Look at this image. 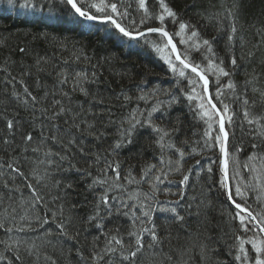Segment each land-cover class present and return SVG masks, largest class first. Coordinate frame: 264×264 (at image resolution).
Listing matches in <instances>:
<instances>
[{"label": "snow or ice", "instance_id": "6c2138e0", "mask_svg": "<svg viewBox=\"0 0 264 264\" xmlns=\"http://www.w3.org/2000/svg\"><path fill=\"white\" fill-rule=\"evenodd\" d=\"M60 3L67 7L77 21L100 22L110 25L119 36L129 41L143 39L145 43H149L147 39L149 34L158 35L159 42H152L154 51L173 74L188 81L190 90L185 93L184 98L207 126L203 131V146L208 149L219 146V165L222 170L219 185L230 206L234 209L229 213V216L231 220L238 221L241 233L246 234L255 230V235L252 238L236 234L235 242L232 245L234 252L230 254L240 264H264V236L260 235L264 234V209L254 213L247 206L250 189L258 193L255 197L257 202L264 200V181L259 175H254L253 179L257 183H243L241 180L235 184L233 190L231 183L233 173L240 176L238 169L241 162L229 147L230 133L226 124L233 123L235 113L230 109L229 104L221 99L227 90L229 96L241 100L243 120L255 133V136L264 140V87L260 85V74L255 70L250 74L246 73L242 91L239 92L237 84L231 79L238 68V60L244 61L246 58L251 60L255 56L253 50H248L246 53L244 51L246 41L237 35L239 29L234 10L228 9L226 17L229 19L225 44L229 53V65L225 67L224 60L214 50L216 37L211 39L203 37L195 25L180 19L179 13L169 5L167 0H155L156 12L150 10L148 0H136L138 10L143 12L139 21L141 27L135 26L137 23L135 20L130 21V25H125L122 22L124 17L129 15L127 10H121L123 0H60ZM29 6L35 7L34 4L24 5V7ZM152 20L158 21V25L146 29L142 27ZM169 24L173 25L176 30L169 31ZM223 30L222 27L218 29V31ZM262 32L264 29H257L259 39L252 45L253 49L259 50L264 45ZM178 44L185 46L183 51L178 47ZM237 47L241 50L239 57L235 52ZM18 51L21 54H26V49L23 47ZM193 51L201 52V62L198 63L191 58ZM88 59L82 51L74 50L69 59H63L62 63L65 67L58 68L55 73V83L51 87L41 85L37 80L35 88L32 89L23 78L17 81V77L13 76L7 67V61L4 67H0V72H4L10 77L5 83L13 89L10 93L12 99L31 113V120L28 121L30 130H23L21 134V141L24 144L23 151L28 152L30 149L32 153L36 154L33 160L34 167L30 173L31 178L37 185L43 184L44 187H48L50 183L52 188L62 193L52 196L48 201L33 184H27L32 195L31 199L24 203L29 205V210L34 211L31 216L27 210L19 216V226H17L16 216L13 215L16 209L13 208L11 212L8 209L4 210V214L0 218V230L7 238L0 239V245H3L4 251L13 253L14 259L10 260L9 264H16V262L23 264L24 255L34 257L35 264H39L41 258L49 264H57L56 260L43 249L46 245L63 246L65 240L77 245L76 254L81 261L90 260L91 264H113L111 260L105 258L118 253L121 264L124 262L138 264V257L143 254L145 248L154 250L163 242L155 222L157 212L170 214L172 223L183 225L185 222V216L178 211L180 201L184 200V188H181L178 193L179 200L177 201L161 202L158 199L161 191H171L170 189H161L160 185L173 172L181 173L182 179L178 183L185 188L188 186L189 175L183 174V161L186 155L196 154L194 147L191 148V152L186 153L183 147L177 146L176 137L180 132L179 125L182 123V119L177 115L174 120H169L170 110L174 105L180 103V98L177 95L159 87H147V80H141L135 95L122 92L117 97L121 100V107L132 103H135L136 107L128 111L127 115L122 116L119 123L116 124L111 119V106L107 105L109 119L102 127L97 126L95 119H88V116L96 115L91 108L85 110L86 115H82L79 110L74 112L71 107L66 106L62 99H53L51 105L46 106L50 96L55 97L59 94L71 102L73 94L77 93L93 104H106V101L98 95H94L90 88L91 85L99 82L97 71L67 67L70 63L79 64L82 60L88 61ZM41 63L46 64L48 60L45 57H37L35 61L38 71L44 72L45 69L39 67ZM24 75L31 76V71L25 69L21 73V77ZM210 77L214 78L216 84L214 95L210 89V84L213 82ZM224 77L229 79L221 85V78ZM17 82L22 85V91L15 90ZM40 92L42 94H38ZM249 92L254 96L258 95L259 101L255 99L250 101ZM161 95L168 99H161ZM258 103L261 106V112L254 113L252 109H255ZM142 104L147 107H142ZM83 108L82 104L78 105V109ZM110 125H115L116 138L108 145L105 153L91 154L93 158L88 162L89 168L78 167L73 162L75 153L78 152L81 156L90 155L84 146L85 138L102 142L108 135L107 128ZM5 129L3 143L9 144L14 142L17 131H21L23 125L18 124L15 118H6ZM142 130H147V138L151 140L158 152L157 161L142 165L140 179L132 174L131 169L125 179L129 185H140L147 182L150 192L143 193L142 196L138 191L130 193L127 199L111 196L113 190L125 189L124 185L120 183V163L110 160L109 157L119 155L121 150L132 145ZM182 143L188 145L186 139ZM194 143L199 144V141ZM52 145L63 151H54ZM188 146L191 147V145ZM257 147H259L258 144H252V148ZM173 156L177 158L173 159ZM258 159L264 162V155L253 152L247 157L243 167L249 169L250 172H257L253 162ZM97 166H99V175L94 176L90 169ZM9 167L13 172L24 176L19 167H13L11 164ZM62 170L65 172L75 170L84 176L91 177L87 190L92 193L94 200L91 211L85 217L80 218L78 213L74 214L73 210L76 205H69L66 208L67 190L72 189L74 185L71 181H64L62 178L53 179L55 174ZM109 171L113 174L111 177L108 176ZM208 172H212L211 167L208 168ZM168 182L171 183V181ZM62 184L63 188H61ZM5 186L7 187V184ZM237 197H239V201L236 199ZM192 199L195 200L196 197ZM58 201L59 203H57ZM49 204H53L54 207H49ZM200 204H203L205 208L211 206L210 201L205 203L202 200ZM200 204L197 205V208L200 207ZM37 205L40 207L37 208ZM191 208L192 205L188 204L187 209L190 214H192ZM194 214L200 215L199 211ZM119 217H124L129 221L126 231H121ZM80 222L95 228L97 232L87 257L79 246L80 228L78 224ZM205 223L206 218L205 221L200 222L197 231L187 233L185 246L177 250L179 259L175 261V264H191L193 253L200 257L201 264H213L212 254L218 249L210 243L212 237L204 227ZM46 225H54L55 228L53 230L45 227ZM202 228L203 230H201ZM41 229L43 234L34 239L12 235L14 232H38ZM53 236L62 237L63 240L57 239L54 244L50 239ZM146 236L148 237L147 241L145 240ZM101 238H103V247H100L99 243ZM246 245H251V249ZM4 258L3 252H0V260ZM166 258L168 261L173 260L170 255Z\"/></svg>", "mask_w": 264, "mask_h": 264}, {"label": "trees", "instance_id": "16d2710c", "mask_svg": "<svg viewBox=\"0 0 264 264\" xmlns=\"http://www.w3.org/2000/svg\"><path fill=\"white\" fill-rule=\"evenodd\" d=\"M131 1L132 3L123 0L121 10H127L129 15L124 17L122 22L125 25H130V21L135 20L137 22L135 26L141 27L139 21L143 12L138 10L136 0ZM167 2L179 13L181 20L195 25L203 37L208 39L216 37L214 50L224 60L225 67L229 65V53L225 47L227 30L229 29V19L226 17L228 9H233L237 16L239 29L237 35L246 41L244 51L246 53L248 50H253L255 56L251 60L247 58L244 61L238 60V68L231 79L237 84L238 92L242 91L246 73L250 74L255 70L256 73L260 74V85L264 87V63H261L264 61V45L259 50L252 48V45L259 39L257 29H264V0H167ZM25 4H34L35 7H24ZM148 4L152 12L157 11L155 0H148ZM157 25L158 21L152 20L142 27L146 29ZM221 27L224 30L218 31ZM174 30H176L175 27L169 24V31ZM261 35L264 36V32ZM147 39L149 43H145L143 39L129 41L119 36L110 25L77 21L67 7L60 3V0H0V67H4L7 61V67L12 75L17 77V81L23 78L30 89L35 88L37 80L40 81L41 85L51 87L55 83V73L58 68L65 67L62 63L63 59H69L74 50L82 51L83 55L89 59L88 61L82 60L79 64L70 63L67 67L86 68L89 71L99 73V82L91 85L90 88L94 95H98L106 101L105 105L93 104L77 93L73 94L71 102L59 94L55 97L50 96L46 106H50L53 99H62L66 106L71 107L74 112L79 110L82 115H86L85 110L91 108L96 115L94 117L88 116V119H95L97 126L102 127L109 119V112L106 110L107 105L111 106V119L116 124L119 123L122 116L127 115L128 111L136 107L135 103L121 107V100L117 97L122 92L135 95L141 80H147V87H159L180 98V103L174 105L170 110L169 120H174L177 115L181 117L180 132L176 137L177 146L183 147L186 153L191 152V148L194 147L196 154L186 155L183 161V174L189 175L188 186L185 188V186L180 185L178 182L182 179V174L173 172L160 185L161 189H170L171 191H161L158 199L161 202L177 201L179 200L178 193L181 188H184V200L180 201L178 211L185 216V222L183 225L172 223L170 214L157 212L155 222L163 242L154 250L145 248L143 254L138 257V264H175V261L179 259L177 250L185 246L187 233L197 231L200 222L205 221V218L204 227L212 237L210 243L218 249L212 254L213 264H240L230 254L234 252L232 248L235 242L234 237L236 234H240L245 238H252L255 235V230L246 234L241 233L238 221L231 220L229 213L233 212L234 209L230 206L219 185V180L222 178V170L219 165V146L217 145L212 149L203 146V131L207 126L199 119L194 109L189 106L184 98L185 93L190 90L188 81L173 74L154 51L152 42H159L158 35H148ZM176 39L178 40V38ZM178 46L182 51L184 50V45L178 44ZM21 47L26 49V54L19 53L18 49ZM240 51L239 47L235 49L238 57ZM37 57H45L48 60V63L39 65L45 69L44 72L38 71V66L35 64ZM191 58L198 63L201 62V52L193 51ZM25 69L31 71V76L24 75L21 77V73ZM189 75L191 74L189 73ZM9 78L6 73L0 72V218H2L5 209L11 212L15 208L16 212L13 215L16 216L17 226H19V216L23 215L26 210L31 216L32 211H34L29 210V205L24 203L29 201L32 195L31 190L26 186L27 184H33L48 201L51 200L52 196L62 193L52 188L50 183L48 187H44L43 184L37 185L31 178L30 173L34 167L33 160L36 154L32 153L30 149L28 152H24V144L21 141L22 131L30 130L28 121L31 120V113L29 110H25L23 106L18 105L10 96L13 89L5 83ZM210 79L213 81L210 84V89L214 95L216 84L214 78L210 77ZM227 79L229 78H221V85ZM15 90L22 91V85L17 82ZM38 94H42V92ZM161 99H168V97L161 95ZM221 99L229 104L230 109L235 113L233 123L231 125L226 124L230 133L229 147L241 162L238 169L240 176L233 173L231 181L233 190L235 184L241 180L243 183H257L253 179L254 175H259L264 181V162L259 159L253 162L257 172H250L249 169L243 167L247 157L253 152L264 155V140L255 136V133L243 120L241 100L229 96L227 90ZM249 99L250 101L253 99L259 101V96H254L249 92ZM81 104L84 108L78 109V105ZM142 107H147V105L142 104ZM252 111L254 113L261 112L259 103ZM6 118H15L18 124L23 125V129L17 131L14 142L9 144L3 143ZM107 132L108 135L102 142L85 138L84 146L90 155L81 156L76 152L73 162L78 167L89 168L88 162L93 158L91 154L105 153L108 145L116 138L115 125L108 126ZM8 135L11 136L10 133ZM147 137V130H142L132 145L121 150L119 155L109 157L110 160H116L120 163V183L124 185L125 189L113 190L111 196L127 199L130 193L138 191L142 196L143 193L150 192L147 182L140 185H129L125 179L129 169L137 179H140L142 165L157 161L158 152ZM185 139L191 147L182 143ZM196 141H199V144L194 143ZM253 143L258 144L259 147L252 148ZM52 147L54 151H63L55 145ZM176 158L173 156V159ZM10 164L13 167H19L24 176L13 172L12 168L9 167ZM209 167L212 168L211 173L208 172ZM98 168L99 166L90 169L94 176L99 175ZM112 175V172L109 171L108 176L111 177ZM59 178L64 181H71L74 185L72 189L67 190L66 208L69 205H76L73 210L74 214L78 213L80 218L85 217L91 211L94 200L92 193L87 190L91 177L84 176L75 170L68 172L62 170L53 177V179ZM61 188H63V184ZM257 194L251 189L248 191L247 206L254 213L264 209V200L257 202L255 199ZM193 197L196 199L193 200ZM236 199L239 201V197ZM202 200L205 203L210 201L211 206L205 208L203 204H200ZM240 202L244 203L243 201ZM188 204L192 205L190 210L192 214L187 209ZM198 204H200L199 208H197ZM39 207L37 205V208ZM49 207H54V205L49 204ZM197 211L200 213L199 216L194 214ZM118 221L122 226L121 231H126L129 221L124 217H119ZM45 227L53 230L55 228L54 225H46ZM78 227L80 228L79 246L87 257L97 232L95 228H91L82 222L78 224ZM42 234V229L38 232L12 233V235L30 239ZM6 238L4 232L0 230V239ZM125 238L127 239V237ZM50 239L54 244L57 239L63 240L62 237L56 236ZM145 240H148L147 236ZM99 243L100 247H103V238ZM246 247L251 249V245H246ZM76 248L77 245L65 240L63 246L46 245L43 250L52 256L57 264H91L90 260H80L76 254ZM0 252H3L5 257L0 260V264H9V261L14 259L13 253L4 251L3 245H0ZM169 255L172 256V261L167 260L166 257ZM105 259L111 260L113 264H121L118 253ZM16 264H20V262H16ZM23 264H35L34 257L24 255ZM39 264H49V262L41 258ZM191 264H201L200 257L195 253L192 254Z\"/></svg>", "mask_w": 264, "mask_h": 264}, {"label": "water", "instance_id": "95a60500", "mask_svg": "<svg viewBox=\"0 0 264 264\" xmlns=\"http://www.w3.org/2000/svg\"><path fill=\"white\" fill-rule=\"evenodd\" d=\"M89 22V21H88ZM92 23V22H91ZM94 23H100V22H94ZM103 24V23H101ZM149 35H157V34H149ZM264 236V234H262Z\"/></svg>", "mask_w": 264, "mask_h": 264}, {"label": "bare ground", "instance_id": "6f19581e", "mask_svg": "<svg viewBox=\"0 0 264 264\" xmlns=\"http://www.w3.org/2000/svg\"><path fill=\"white\" fill-rule=\"evenodd\" d=\"M58 2V1H57ZM60 6V5H59ZM61 14H63L62 12H61ZM92 23H94V22H92ZM179 47V46H178ZM261 236H263L262 234H261Z\"/></svg>", "mask_w": 264, "mask_h": 264}, {"label": "rangeland", "instance_id": "374dc122", "mask_svg": "<svg viewBox=\"0 0 264 264\" xmlns=\"http://www.w3.org/2000/svg\"><path fill=\"white\" fill-rule=\"evenodd\" d=\"M128 1L132 3V1H131V0H128Z\"/></svg>", "mask_w": 264, "mask_h": 264}]
</instances>
